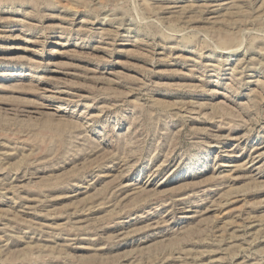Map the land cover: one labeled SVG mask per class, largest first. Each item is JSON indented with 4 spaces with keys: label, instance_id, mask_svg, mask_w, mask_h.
Wrapping results in <instances>:
<instances>
[{
    "label": "rangeland",
    "instance_id": "rangeland-1",
    "mask_svg": "<svg viewBox=\"0 0 264 264\" xmlns=\"http://www.w3.org/2000/svg\"><path fill=\"white\" fill-rule=\"evenodd\" d=\"M0 264H264V0H0Z\"/></svg>",
    "mask_w": 264,
    "mask_h": 264
},
{
    "label": "bare ground",
    "instance_id": "bare-ground-1",
    "mask_svg": "<svg viewBox=\"0 0 264 264\" xmlns=\"http://www.w3.org/2000/svg\"><path fill=\"white\" fill-rule=\"evenodd\" d=\"M213 6V5H212ZM214 8V7H213ZM217 9V8H216ZM218 14V13H217ZM62 97V96H61Z\"/></svg>",
    "mask_w": 264,
    "mask_h": 264
}]
</instances>
